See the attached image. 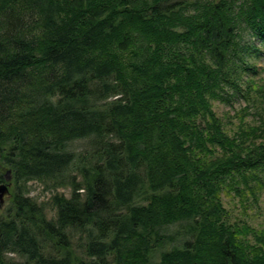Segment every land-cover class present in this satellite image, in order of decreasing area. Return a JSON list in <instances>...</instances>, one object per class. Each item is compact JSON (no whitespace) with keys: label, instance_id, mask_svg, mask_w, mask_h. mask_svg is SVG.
<instances>
[{"label":"trees","instance_id":"16d2710c","mask_svg":"<svg viewBox=\"0 0 264 264\" xmlns=\"http://www.w3.org/2000/svg\"><path fill=\"white\" fill-rule=\"evenodd\" d=\"M263 51L264 0H0V264H264Z\"/></svg>","mask_w":264,"mask_h":264},{"label":"rangeland","instance_id":"374dc122","mask_svg":"<svg viewBox=\"0 0 264 264\" xmlns=\"http://www.w3.org/2000/svg\"><path fill=\"white\" fill-rule=\"evenodd\" d=\"M258 65L260 66V71L262 72V81L264 79V51L261 53V57L257 60ZM215 109L220 114H225L227 112H231V115H234L235 111H240L242 107L246 105L244 100H236L234 103V107L227 105L225 103L216 101L214 103ZM251 118V117H250ZM88 140L80 139L72 141L68 145V149L75 152H82L88 148ZM81 180V177L78 178ZM29 197L32 198L42 209L45 211L48 220L53 221L57 215V209L55 207L54 200L56 197H65L66 199H70L73 194L72 188L68 186L59 185L52 181H32L27 184ZM14 189V185L11 186L10 191ZM10 199L6 202L3 208L0 209V220L2 218H6L8 216V211L11 209ZM226 206L232 211L233 215L238 218L247 219L254 226L258 228H264V194L261 197L260 204L258 206L248 208V213H244L243 208L239 204L237 199L225 198ZM10 212V211H9ZM178 227H172L169 233L177 232ZM72 248L77 253L80 254L81 245L85 243V239L76 235L72 238ZM175 243H173L174 245ZM173 245H168V248ZM8 260L16 261V263H23L25 260L16 254H8ZM159 256L155 257L153 260V264H158Z\"/></svg>","mask_w":264,"mask_h":264},{"label":"water","instance_id":"95a60500","mask_svg":"<svg viewBox=\"0 0 264 264\" xmlns=\"http://www.w3.org/2000/svg\"><path fill=\"white\" fill-rule=\"evenodd\" d=\"M12 186L10 171L6 175V182L0 184V209L6 204L11 197L10 188Z\"/></svg>","mask_w":264,"mask_h":264},{"label":"bare ground","instance_id":"6f19581e","mask_svg":"<svg viewBox=\"0 0 264 264\" xmlns=\"http://www.w3.org/2000/svg\"><path fill=\"white\" fill-rule=\"evenodd\" d=\"M131 1V0H130Z\"/></svg>","mask_w":264,"mask_h":264},{"label":"flooded vegetation","instance_id":"af4514ba","mask_svg":"<svg viewBox=\"0 0 264 264\" xmlns=\"http://www.w3.org/2000/svg\"><path fill=\"white\" fill-rule=\"evenodd\" d=\"M1 184V183H0Z\"/></svg>","mask_w":264,"mask_h":264}]
</instances>
